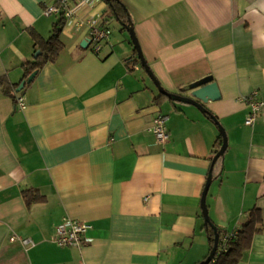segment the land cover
I'll use <instances>...</instances> for the list:
<instances>
[{"label": "crops", "instance_id": "1", "mask_svg": "<svg viewBox=\"0 0 264 264\" xmlns=\"http://www.w3.org/2000/svg\"><path fill=\"white\" fill-rule=\"evenodd\" d=\"M118 1L163 91L190 100L186 88L211 77L220 99L199 109L161 94L106 0L76 15L108 28V43L95 53L86 24L63 20L62 50L28 83L31 34L51 35L61 17L43 11L57 0H0V77L25 81L23 109L0 92V264L202 262L200 203L220 129L227 146L212 168L208 218L234 234L255 208L264 226V0ZM253 93L263 106L247 126ZM158 115L168 116L161 145L150 131ZM27 189L43 200L28 205ZM64 219L89 224L91 241L58 246ZM237 264H264V228Z\"/></svg>", "mask_w": 264, "mask_h": 264}, {"label": "trees", "instance_id": "2", "mask_svg": "<svg viewBox=\"0 0 264 264\" xmlns=\"http://www.w3.org/2000/svg\"><path fill=\"white\" fill-rule=\"evenodd\" d=\"M106 1L108 3L111 16H113L124 29H127L130 20L124 6L118 0ZM60 17V20L55 24L51 35L47 39L42 38L35 32L31 34L39 54L35 61L32 62L27 69L26 77H28L32 72L37 73L45 63L55 61L62 50L63 44L60 40L59 29L62 28L64 18L62 16ZM17 88L18 84L11 85L4 77H0V92L2 94L10 96L13 100H16L20 93H17ZM204 112L211 121L218 124L214 115L206 110ZM218 142L217 147L219 148L221 143L220 138L218 139ZM219 159H221V157ZM212 174L213 171L211 172V177H213ZM22 195L28 205L35 201L43 200V196L33 189L23 190ZM203 228L207 236L210 250L213 247L215 236L218 237L217 249L212 261L209 264H237L242 258V255L249 249L253 235L257 231L263 230L264 226L262 225L259 210L254 208L250 211L249 218L242 226L241 230L234 234L221 232L210 220L203 225Z\"/></svg>", "mask_w": 264, "mask_h": 264}, {"label": "built area", "instance_id": "3", "mask_svg": "<svg viewBox=\"0 0 264 264\" xmlns=\"http://www.w3.org/2000/svg\"><path fill=\"white\" fill-rule=\"evenodd\" d=\"M92 0H57L56 4L47 6L44 11V16H62L65 23L74 22L76 25H84L88 27L89 41L93 44V51L98 53L103 43H108L111 32L105 26H99L97 20L89 18L87 20H79L76 15V10L85 4H89ZM245 103L249 109V113L245 119V125L251 126L257 120L263 102L256 98V94L249 95ZM16 105L18 108L25 107L22 97L17 96ZM168 116L158 115L150 127V131L155 138L157 144L161 145L169 139L166 123ZM90 225L86 222L64 219L54 228L55 243L60 247H76L79 248L88 244L91 240L86 237V232ZM27 241H25L26 243Z\"/></svg>", "mask_w": 264, "mask_h": 264}, {"label": "water", "instance_id": "4", "mask_svg": "<svg viewBox=\"0 0 264 264\" xmlns=\"http://www.w3.org/2000/svg\"><path fill=\"white\" fill-rule=\"evenodd\" d=\"M126 30L129 34L130 41L135 48V51L137 53V57L140 61L141 66L147 72L148 76L151 78V80L153 81V83L155 84V86L157 87L158 91L161 94L165 95L168 98H172L174 100H180V101L187 102L189 104L196 106L199 109H203V105L205 103H207V101H209V100L215 101V100L220 99V94H219V91L217 89V85L215 84V82L212 81L211 77H205V78H203L197 82H194L193 84H190L186 88V90L190 91V96H191L190 100L179 98L177 96H173V95L168 94L165 91H163L162 88L158 85V83L154 80L153 76L151 75V72L149 71V68L147 67V65L145 64V61L142 58L138 43L134 37L133 30L131 28V23H128V28ZM38 54H39V52H36L34 54V57H37ZM35 74H36V72H32L29 75V77L27 78L26 82H28V83L31 82L33 80ZM24 82L25 81H23L19 85V87L17 88V92H19L22 89ZM220 132H221V137H222V144H221L219 151L216 153V155L214 156V158L211 162V168H210V171H209V174H208V177H207V180H206L203 192H202V196H201L200 206H201L202 216H203L205 223L209 220L208 214H207V207L205 204V199H206V195H207L210 183H211L212 168H213L214 163L217 161V159L223 155V153L226 149V146H227L225 135L221 129H220ZM217 241H218V237L215 236L214 244H213L212 249L209 251V254L205 258V260H203L202 262H200L198 264H209L212 261L214 255H215L216 249H217Z\"/></svg>", "mask_w": 264, "mask_h": 264}, {"label": "rangeland", "instance_id": "5", "mask_svg": "<svg viewBox=\"0 0 264 264\" xmlns=\"http://www.w3.org/2000/svg\"><path fill=\"white\" fill-rule=\"evenodd\" d=\"M115 34H118V31L117 30L115 31Z\"/></svg>", "mask_w": 264, "mask_h": 264}]
</instances>
